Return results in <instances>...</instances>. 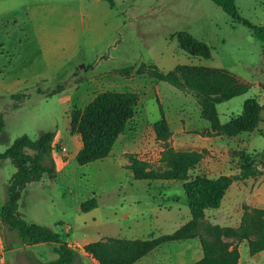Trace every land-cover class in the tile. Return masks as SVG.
I'll list each match as a JSON object with an SVG mask.
<instances>
[{
	"label": "rangeland",
	"instance_id": "obj_1",
	"mask_svg": "<svg viewBox=\"0 0 264 264\" xmlns=\"http://www.w3.org/2000/svg\"><path fill=\"white\" fill-rule=\"evenodd\" d=\"M62 2V6L68 7L75 16L74 56L66 61L56 75L42 83L45 96L34 95L21 110L20 116L14 118L8 116L10 142L23 133L34 138L39 130H48L50 125L52 129L57 126L62 128L66 116L60 105L61 99L66 96L68 89L72 97H77L79 88L74 89L73 85L90 79L94 81L92 82L94 90L79 101L72 98L68 102L71 105L65 109L66 113L73 107H84L95 93L103 90H129L139 94L134 120L115 143V151L121 152L124 149L121 154L128 163L129 156H134L144 161L148 169L160 171L166 166L168 150H195L202 153V158L190 171V175L203 174L215 178L231 171L238 173L239 155L243 152L251 155L257 165L256 180L264 177V109L263 121L256 130L226 137L213 130L210 123L200 117L199 105L191 93L135 72L137 65L142 62L156 65L161 71L171 70L177 64H195L226 68L244 77L251 83L250 89L216 105L219 122L224 124L241 112L243 101L249 97H255L264 107V44L246 26L234 22L212 0H98V2L62 0ZM3 3L0 0V10L4 7ZM235 4L241 17L253 24L264 25V0H235ZM180 31H186L204 41L210 47L211 56L209 58L191 56L182 50L176 37V33ZM27 48V55L35 51L33 43ZM12 49L8 44L0 43V85H7L13 76L7 69L13 64ZM2 65L5 69L1 68ZM130 65L133 66V70L129 75L114 73L113 69L107 70ZM77 73L81 76H75ZM26 80L28 86L35 82L40 86V79L29 77ZM86 84L83 88L89 87ZM155 88L159 92L169 125L170 134L166 138L158 137L153 127L154 122L160 118L154 95ZM4 89L7 92L16 90L11 83ZM55 90L61 93H51ZM6 146L0 144V152L4 151ZM13 167L8 161V165L0 171L1 201L5 199L6 184L10 178V169ZM68 167L67 180H60V184H48L43 188L44 193L41 197L39 189L31 192L25 199L27 220L38 224L43 222L44 225L54 227L67 241L72 239L74 233L79 235L85 225L92 223L94 219L98 220L106 209V204L100 203L98 208L88 212L78 210L75 214L67 213L68 216L65 217L69 226L67 233L52 223L53 204L72 202L78 194L79 187L92 185L91 182L94 181L91 178V171L95 166H82L71 160ZM122 180L124 179H118ZM152 183L159 186L137 188L124 186L115 191L119 198L111 196V202L108 204H122L127 208V203L135 200L138 202L130 203L131 207L144 210L147 207L146 200L149 198L146 194L151 193L155 196V208L148 211L150 218L147 215L141 221L147 223L146 229L150 232L157 226L163 233L171 232L180 222L186 220V216L190 217L187 207L178 214L165 210L174 204L167 198L184 197L182 182L176 181L173 186H167L166 183L169 182ZM232 193L231 190H227L225 194V210L229 209ZM218 218L219 215L214 211H207L202 219V227L217 224L213 222ZM2 226L4 227L2 241L6 250L19 246L20 244L16 243L19 239L14 231L11 234V241L15 245L8 244L10 234L5 232L7 228L3 224ZM5 256L10 264H36L38 261L49 262L56 258L53 249L44 243L30 245L17 251H6ZM87 263H91V260L89 259Z\"/></svg>",
	"mask_w": 264,
	"mask_h": 264
},
{
	"label": "trees",
	"instance_id": "obj_2",
	"mask_svg": "<svg viewBox=\"0 0 264 264\" xmlns=\"http://www.w3.org/2000/svg\"><path fill=\"white\" fill-rule=\"evenodd\" d=\"M212 1L234 22L246 26L264 44V25L253 24L241 17L235 0ZM176 37L179 47L191 56H211L210 47L190 33L180 31ZM132 70L133 66L130 65L113 69L112 72L129 75ZM135 72L191 93L199 105L200 117L207 120L213 130L226 137L253 132L263 121V105L255 97H249L243 101L238 115L220 124L216 105L247 92L251 86L247 79L226 68L177 64L171 70L161 71L156 65L142 62L137 65ZM37 92L41 90L38 88ZM154 95L160 118L153 127L158 137L166 138L170 134L169 125L156 88ZM28 96L25 92L10 94V107L17 108ZM139 99V94L133 91L104 90L97 92L84 107L70 109V131L79 134L82 144L75 157L77 164L103 160L109 155L118 137L132 124ZM55 135V129L39 130L34 138L23 133L0 152V165L9 160L16 169L8 180L0 219L24 244H54L56 258L49 262L36 261V264H82L77 252L58 232L45 225L27 222L18 211L20 197L28 183L39 181L44 175L49 180L55 179ZM7 139L4 117L0 111V144H4ZM167 155L166 166L160 171L148 169L144 161L134 156H129L127 167L135 180L181 181L190 218L170 234L132 240L108 237L84 244L81 249L94 264H133L163 242L193 236L199 238L203 253L202 258L193 264H238V244L244 240L247 241L250 254L264 249V208L244 206L237 227L219 224L202 227L205 210L220 206L229 185L234 180L253 176L258 171L251 155L240 153L238 174H222L215 178L203 174L190 175L202 158L199 151L168 150ZM96 206L97 200L93 196L80 203V210L87 212Z\"/></svg>",
	"mask_w": 264,
	"mask_h": 264
},
{
	"label": "crops",
	"instance_id": "obj_3",
	"mask_svg": "<svg viewBox=\"0 0 264 264\" xmlns=\"http://www.w3.org/2000/svg\"><path fill=\"white\" fill-rule=\"evenodd\" d=\"M1 1L4 2L2 4L4 7L0 10V43L1 45L8 44L13 48L11 51V56L14 58L13 64H11L12 66H10V68L8 67L7 69L10 70L8 72L13 74L9 83H11L16 89L14 90L15 92H7L5 91L4 87H6L9 83L7 85H0V111L3 113L4 117V133L8 137L4 144L8 146L11 143V134L8 130V116H11L12 118L20 116V114H22L21 110L27 106L29 100L34 95H46L44 94L42 83L56 75L59 69H61L66 64V61L70 57L74 56L76 49V28L75 16L71 13L68 7L62 6V0ZM95 1L98 2V0ZM30 38L32 41H30ZM32 43L35 46V51L32 54L27 55V47H30ZM1 68L5 69L3 65ZM31 69H33V71H29ZM109 69L114 68H108L107 70ZM75 76L78 77L81 75L77 73ZM29 77L40 79V86L37 82L31 86H28L26 79ZM86 82L88 83L86 84ZM92 82L94 81L89 79L88 81L84 80L74 84L72 88H79L78 96L72 97V93H70L71 91L68 89L66 96L61 99L60 105L64 111L66 119L62 125V128H58V126L53 128L56 130L54 139L55 148L53 149V157L56 164L55 179L53 181L49 180L48 177L44 175L41 180L28 183L19 200L18 211L29 223L32 222L27 220V209L25 202L26 196L31 192H35L40 189L41 197L44 193L43 188L45 186L50 183L60 184V180H67L69 177L68 166L71 160L76 161V154L80 150L82 144L79 134L72 133L70 131V116L69 113H66L65 109L71 105L68 102H70L72 98H74L75 101H79L87 93L93 91L94 83ZM85 84L89 87L83 88ZM80 87H82L81 90ZM38 88L41 90L40 93L37 92ZM17 92H25L28 93L29 96L21 104H19L17 108H11L10 105L12 101L10 100L9 95ZM57 93H61V91H57ZM91 98L88 100V102L91 100ZM51 127V125L48 126V130H51ZM62 145L66 147V152L64 153L60 151V147ZM127 145L128 143H126L125 146ZM122 150L123 151L121 152L115 151L114 144L109 155L103 160H96L82 165L89 167L95 166L92 171L90 170L92 172L91 178L94 180L91 182L92 185L79 187L78 194L72 200V202H64L61 204L58 203V205H55V203L53 204L54 209L51 215L53 221L52 223H54L55 226H58L63 232L66 233L69 232V226L66 224L67 221L65 217L68 216L67 213L73 212L75 214L78 210L81 211V202L95 196L97 200V206L91 210L98 208L100 203L106 204V209L100 215L99 219H94L92 223L85 225L79 235L74 233L72 235V239L70 238V240L67 241L61 235V233L58 232L60 236L67 242V244L77 252L82 264H88L87 262L90 259L81 249L84 244L100 239H106L108 237H118L132 240L146 239L163 234H170L190 218L186 216V220L180 222L178 226H176V228L171 232L163 233L161 232V228L158 226L157 228H154V231L150 232V230L146 229L147 223H143L141 220L145 219L147 215L149 216L148 218H150L151 215L148 214V211H152V209L155 208V197L151 193L146 194L149 198L146 200L147 207L144 210H136L131 207L130 203L134 204L138 202L135 200L132 202L129 201L127 203V208H124L122 204H108V202H111V198L113 196L119 198V194H116L115 191L122 189L124 186H129L131 188H137L141 186H159L150 181H147V183H142L139 181L146 180H135L131 170L127 167L128 162L123 157V154H121L124 152V149ZM8 161L9 160H5L0 165V171L8 165ZM15 170V167L10 169V177L13 175ZM236 172L237 171H231L229 174ZM0 179L2 180L1 173ZM118 179L124 180L118 181ZM168 182L169 183H166L167 186H173L176 184V181ZM227 190H231L233 192L229 209L225 210L224 208V195L218 208L205 210V215L207 214V211H214L215 214L219 215V218L214 220L213 223H217L222 226L237 227L241 221L244 205L256 208H264V177L256 180L255 174L242 180H234L229 185ZM167 199L170 200L171 203H174L165 209L168 212H175L178 214L183 212L184 207H187L185 197L181 198L176 196L173 198V196H171ZM5 200L6 196L4 201ZM4 201L0 200V207L3 205ZM44 219L45 217L42 218V220ZM42 223L40 222L41 225H44ZM45 226H48L52 230L56 231L54 227L50 225ZM2 229H4V227L2 226L0 219V264H10L7 257L5 256L6 251H17L20 248L43 243L24 244L18 237L19 242L17 241L16 243L17 245H20L14 246L11 248V250H6V247L3 245L4 243L2 241ZM88 230H90L92 233L90 234ZM5 232L10 234L7 240L8 244L12 246L15 245V243L11 241V234H13V231L5 229ZM44 244L53 249L54 245H52V243ZM238 251V264H264V249L254 254H250L247 241L244 240L238 244ZM202 256L203 253L199 238L197 236H193L190 238L163 242L133 264H193L201 259ZM89 264L94 263L91 260V263Z\"/></svg>",
	"mask_w": 264,
	"mask_h": 264
},
{
	"label": "built area",
	"instance_id": "obj_4",
	"mask_svg": "<svg viewBox=\"0 0 264 264\" xmlns=\"http://www.w3.org/2000/svg\"><path fill=\"white\" fill-rule=\"evenodd\" d=\"M60 151H61L62 153L66 152V147H65L64 145H62V146L60 147Z\"/></svg>",
	"mask_w": 264,
	"mask_h": 264
},
{
	"label": "water",
	"instance_id": "obj_5",
	"mask_svg": "<svg viewBox=\"0 0 264 264\" xmlns=\"http://www.w3.org/2000/svg\"><path fill=\"white\" fill-rule=\"evenodd\" d=\"M82 66V65H81Z\"/></svg>",
	"mask_w": 264,
	"mask_h": 264
}]
</instances>
